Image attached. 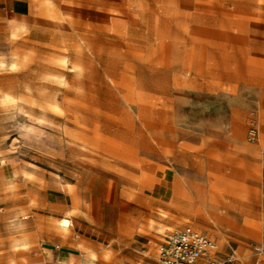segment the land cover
I'll use <instances>...</instances> for the list:
<instances>
[{"label":"rangeland","instance_id":"1","mask_svg":"<svg viewBox=\"0 0 264 264\" xmlns=\"http://www.w3.org/2000/svg\"><path fill=\"white\" fill-rule=\"evenodd\" d=\"M187 226L264 264V0H0V264Z\"/></svg>","mask_w":264,"mask_h":264},{"label":"built area","instance_id":"2","mask_svg":"<svg viewBox=\"0 0 264 264\" xmlns=\"http://www.w3.org/2000/svg\"><path fill=\"white\" fill-rule=\"evenodd\" d=\"M258 136V127L253 121L249 128L248 139L255 141ZM252 248L257 255L264 254V244L256 243ZM239 262L240 258L233 247L222 253L214 238L192 226L176 229L167 234L157 260V264H238Z\"/></svg>","mask_w":264,"mask_h":264},{"label":"crops","instance_id":"3","mask_svg":"<svg viewBox=\"0 0 264 264\" xmlns=\"http://www.w3.org/2000/svg\"><path fill=\"white\" fill-rule=\"evenodd\" d=\"M59 227L64 231V232H68V231H70V228H71V226L69 227V228H63L60 224H59ZM167 235V234H166ZM166 235H165V237H164V240H163V242L159 245V249H158V256H159V252H160V247H161V245L165 242V239H166ZM219 248H220V246H219ZM231 248V246L229 247V248H227V250H222L221 248H220V251L222 252V253H225V252H227L229 249ZM235 249V248H234ZM235 251H236V253H237V255H238V257L240 258V262L242 261V259H241V256H240V254H239V252H238V250L237 249H235ZM158 256H157V260H158ZM259 263V262H258ZM263 263V262H262ZM156 264H157V262H156ZM239 264V263H238ZM257 264V263H256Z\"/></svg>","mask_w":264,"mask_h":264},{"label":"bare ground","instance_id":"4","mask_svg":"<svg viewBox=\"0 0 264 264\" xmlns=\"http://www.w3.org/2000/svg\"><path fill=\"white\" fill-rule=\"evenodd\" d=\"M14 56H16V54L14 55ZM81 64V63H80ZM63 228H69L70 226H71V224H72V222L70 221V219H68V218H64V219H62L61 221H60V223H59Z\"/></svg>","mask_w":264,"mask_h":264}]
</instances>
